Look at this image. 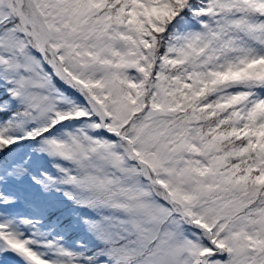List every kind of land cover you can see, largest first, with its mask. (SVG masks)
I'll list each match as a JSON object with an SVG mask.
<instances>
[{"label":"snow or ice","instance_id":"1","mask_svg":"<svg viewBox=\"0 0 264 264\" xmlns=\"http://www.w3.org/2000/svg\"><path fill=\"white\" fill-rule=\"evenodd\" d=\"M0 264H264V0H0Z\"/></svg>","mask_w":264,"mask_h":264}]
</instances>
